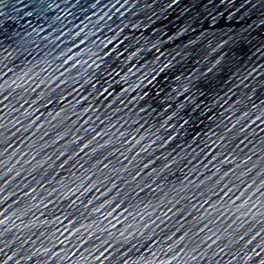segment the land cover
I'll return each instance as SVG.
<instances>
[{
    "label": "water",
    "instance_id": "obj_1",
    "mask_svg": "<svg viewBox=\"0 0 264 264\" xmlns=\"http://www.w3.org/2000/svg\"><path fill=\"white\" fill-rule=\"evenodd\" d=\"M0 264H264V0H0Z\"/></svg>",
    "mask_w": 264,
    "mask_h": 264
}]
</instances>
